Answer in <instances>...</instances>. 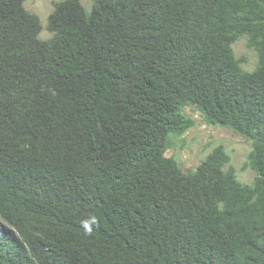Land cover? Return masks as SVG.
<instances>
[{"label":"trees","instance_id":"trees-1","mask_svg":"<svg viewBox=\"0 0 264 264\" xmlns=\"http://www.w3.org/2000/svg\"><path fill=\"white\" fill-rule=\"evenodd\" d=\"M24 2L0 0V264H264V0H65L47 41ZM188 110L250 143L251 184L221 146L167 157Z\"/></svg>","mask_w":264,"mask_h":264},{"label":"rangeland","instance_id":"rangeland-1","mask_svg":"<svg viewBox=\"0 0 264 264\" xmlns=\"http://www.w3.org/2000/svg\"><path fill=\"white\" fill-rule=\"evenodd\" d=\"M63 1L65 0H25L26 11L38 17L41 27L38 38L41 41L51 38L47 28L48 18L54 4ZM80 2L89 12L91 0ZM233 51L235 58L241 61L242 70L252 72L256 64V55L247 48L246 41L242 39L236 42ZM187 114L194 121V126L183 137L174 140L175 146L167 153V157L175 158L185 172H192L214 148L221 146L230 157L226 169L233 168L238 181L242 184H251L255 174L246 167L251 152L250 143L226 128L208 125L196 111L188 110Z\"/></svg>","mask_w":264,"mask_h":264},{"label":"clouds","instance_id":"clouds-1","mask_svg":"<svg viewBox=\"0 0 264 264\" xmlns=\"http://www.w3.org/2000/svg\"><path fill=\"white\" fill-rule=\"evenodd\" d=\"M97 224V218L95 215H90L88 219L81 221V227L86 235H91L93 226Z\"/></svg>","mask_w":264,"mask_h":264}]
</instances>
